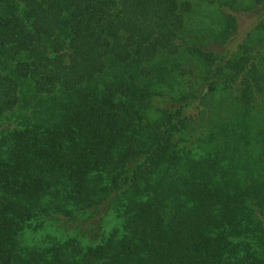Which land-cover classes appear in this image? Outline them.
<instances>
[{
  "label": "trees",
  "instance_id": "1",
  "mask_svg": "<svg viewBox=\"0 0 264 264\" xmlns=\"http://www.w3.org/2000/svg\"><path fill=\"white\" fill-rule=\"evenodd\" d=\"M0 264H264V0H0Z\"/></svg>",
  "mask_w": 264,
  "mask_h": 264
},
{
  "label": "rangeland",
  "instance_id": "2",
  "mask_svg": "<svg viewBox=\"0 0 264 264\" xmlns=\"http://www.w3.org/2000/svg\"><path fill=\"white\" fill-rule=\"evenodd\" d=\"M238 19H239L238 36L240 37L242 33L245 31V29L249 27L250 20H248L249 18H247L245 13H241V12H239ZM60 223H63V222H60Z\"/></svg>",
  "mask_w": 264,
  "mask_h": 264
}]
</instances>
